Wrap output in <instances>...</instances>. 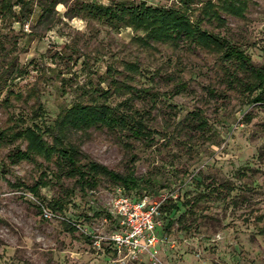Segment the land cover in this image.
Returning a JSON list of instances; mask_svg holds the SVG:
<instances>
[{
  "label": "rangeland",
  "instance_id": "rangeland-1",
  "mask_svg": "<svg viewBox=\"0 0 264 264\" xmlns=\"http://www.w3.org/2000/svg\"><path fill=\"white\" fill-rule=\"evenodd\" d=\"M116 1L29 0L12 7L14 17L0 14V130L44 129L62 108L90 101L100 89L110 90L111 105L129 98L144 116L146 138L90 128L74 141L87 155L82 163L133 169L138 186L125 189L128 196L165 195L162 205H176L162 211L158 261L118 255L108 240L116 227L106 212L118 185L101 179L81 189L42 158L11 162L9 154L26 143L0 139V264H264V100H253L259 91L229 85L210 53L183 42L146 47L133 38L141 31L71 10L79 2ZM247 1L242 16L222 13L223 22L203 27L264 66V0ZM114 80L132 90H114ZM37 98L43 108L33 120ZM197 110L203 129L193 126ZM40 180L47 184L37 193L17 187ZM54 200L63 210L50 209Z\"/></svg>",
  "mask_w": 264,
  "mask_h": 264
},
{
  "label": "trees",
  "instance_id": "trees-1",
  "mask_svg": "<svg viewBox=\"0 0 264 264\" xmlns=\"http://www.w3.org/2000/svg\"><path fill=\"white\" fill-rule=\"evenodd\" d=\"M28 3L29 0H0V14L2 17H14L12 7L18 5L22 9ZM247 7V0H174L169 6L150 5L144 0H121L110 4L79 2L71 10L76 12L74 16L95 19L113 28L130 27L136 32L141 31L142 35L133 38L141 41L146 47L152 46V43L183 42L189 47L210 53L218 59L224 81L229 85L234 82L249 93L258 90L259 93L253 100L263 101L264 66L253 65L249 56L237 46L203 27L204 22H223L222 13L242 16ZM127 65L130 68L136 66L134 63ZM238 72H241L243 79L238 78ZM112 87L117 91L122 88L132 90L130 85L115 80ZM109 93V89H100L99 92L94 91L90 101H75L69 107L62 108L53 123L44 129L33 124L18 130H0L1 140L19 139L26 143L24 149L18 147L9 154L11 162L42 158L56 166V177L75 178L81 189H93L101 179H106L124 189L136 190L138 180L133 169L121 173L94 160L82 163L81 160L87 158V155L82 151L80 144L74 141L78 132H85L90 128L119 131L133 139L146 138L148 130L144 116L137 109L132 110L129 98L117 105L109 104ZM133 94L137 95L138 91L131 92V96ZM42 108V102L37 98L31 116L33 120L40 118ZM191 117L195 128L203 129L206 126L200 110L192 112ZM46 135L50 137V141L46 139ZM42 180L27 186L19 182L17 187H25L37 193L40 186L47 184V181ZM58 200H54L52 205L50 202L47 205L50 209L61 208ZM61 209L63 210V206ZM173 209H176V205L172 203L161 207L162 211Z\"/></svg>",
  "mask_w": 264,
  "mask_h": 264
},
{
  "label": "built area",
  "instance_id": "built-area-1",
  "mask_svg": "<svg viewBox=\"0 0 264 264\" xmlns=\"http://www.w3.org/2000/svg\"><path fill=\"white\" fill-rule=\"evenodd\" d=\"M165 198V195L156 197L148 193L130 197L124 187H117L106 214L115 223L116 230L108 240L118 255L133 260L146 256L154 263L158 261L156 254L160 237L157 228L161 226V207Z\"/></svg>",
  "mask_w": 264,
  "mask_h": 264
}]
</instances>
